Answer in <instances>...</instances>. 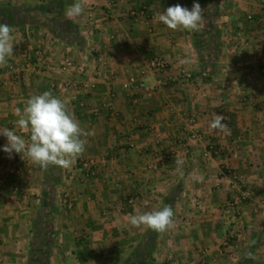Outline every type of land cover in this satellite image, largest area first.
<instances>
[{
  "label": "crops",
  "instance_id": "0c3cea01",
  "mask_svg": "<svg viewBox=\"0 0 264 264\" xmlns=\"http://www.w3.org/2000/svg\"><path fill=\"white\" fill-rule=\"evenodd\" d=\"M47 1L0 0V7ZM74 2L63 0L64 11ZM194 2L205 9L202 0H82L84 13L72 19L82 45L52 34L40 13L11 26L13 55L0 68V128L28 139L16 129V109L51 91L94 132L77 161L95 164L86 179L77 161L43 169L15 152L10 158L0 134V264H27L47 190L55 207L49 264L141 263L137 250L151 229L131 226L128 217L162 209L173 194L174 226L156 233L141 264H264V212L257 208L264 198V75L254 76L264 65V0H218L222 36L213 73L202 70L194 31L155 19ZM66 56L84 72L63 70ZM153 56L166 68H148ZM32 61L43 65L33 69ZM214 114L226 117L228 132L209 129ZM209 144L219 153L207 155ZM177 157L185 161L183 177ZM229 202L238 217L227 213Z\"/></svg>",
  "mask_w": 264,
  "mask_h": 264
},
{
  "label": "clouds",
  "instance_id": "9594fccd",
  "mask_svg": "<svg viewBox=\"0 0 264 264\" xmlns=\"http://www.w3.org/2000/svg\"><path fill=\"white\" fill-rule=\"evenodd\" d=\"M84 13L82 0H75L65 10V16L72 20ZM155 19L162 22L173 31H199L204 22V9L200 3L194 2L191 9L180 4L167 7L162 13H157ZM13 29L7 23H0V68L8 65L12 57ZM190 63V60L181 61ZM16 129L27 133L28 139L18 134L17 130L0 128V134L7 139L3 151L9 154H20L28 157L33 164L47 169L50 165L62 169H70L85 152L87 137L94 135L93 131L85 130L75 115L69 110L67 103L53 95L51 91L32 95L23 108L16 109ZM224 115L214 114L209 129L219 133L228 132L229 125L225 123ZM185 161L175 159L176 171L184 176ZM203 180V175L194 177ZM174 212L171 205H165L160 210L137 212L129 215L128 223L136 228L144 226L158 233H163L174 226ZM252 243H255L254 241ZM247 259L255 260L251 251L245 254Z\"/></svg>",
  "mask_w": 264,
  "mask_h": 264
},
{
  "label": "trees",
  "instance_id": "16d2710c",
  "mask_svg": "<svg viewBox=\"0 0 264 264\" xmlns=\"http://www.w3.org/2000/svg\"><path fill=\"white\" fill-rule=\"evenodd\" d=\"M202 1L205 5L204 22L200 30L193 33L194 46L197 50L202 70L210 68V72L213 73L216 69V60L219 56L220 38L222 36V31L217 23L219 19V2L218 0ZM39 13L46 17V26L52 34L65 41L82 45L83 39L79 37L78 26L65 16L63 0H49L37 7H0V23H7L10 27L31 24L35 21L34 14ZM173 195L168 198L169 203L167 205L173 203ZM51 196V190H47L46 197L41 202L38 216L33 223L31 252L27 264H49L53 242L51 213L55 210ZM156 233L151 230L146 235L145 240L139 245L137 263H143L146 253L151 252L153 249Z\"/></svg>",
  "mask_w": 264,
  "mask_h": 264
},
{
  "label": "built area",
  "instance_id": "2783aa9c",
  "mask_svg": "<svg viewBox=\"0 0 264 264\" xmlns=\"http://www.w3.org/2000/svg\"><path fill=\"white\" fill-rule=\"evenodd\" d=\"M144 9H142L140 11V13L144 14ZM109 14V11H108ZM133 14V13H132ZM166 62L164 61V59L160 56H153L149 59L148 61V68H152L154 70H163L164 68H166ZM43 64H39L38 62H30V66L35 69L38 68L40 69L42 67ZM60 67L63 70H68V69H75L78 73H83L84 72V65L81 62L75 61L72 57L70 56H66L64 57V59L61 61ZM261 75H264V65L258 69L255 73L254 76L255 77H259ZM186 77L188 78L189 76L186 75ZM134 80V79H133ZM69 84H71V82L68 80L67 82L65 81L64 85L68 86ZM139 86L144 87L145 86L140 83ZM147 89V88H145ZM111 95V94H110ZM202 96H205V94H203ZM79 106H84V102H79L78 103ZM205 153L207 155H211V154H218L219 153V149L215 148L214 145L209 144V146L206 148ZM94 161L91 159H87V158H80L77 163H76V167L79 171V175L81 176V178H88V176H90L91 172H92V167L94 166ZM67 196V194L65 193V197ZM228 208H227V213H232L234 214L236 217H238V211L237 208L235 207L234 203L229 202L228 204ZM68 208H70L72 206V201H68L67 203ZM257 208L261 211L264 212V198L261 199L258 204H257ZM227 244L230 243V240L226 241Z\"/></svg>",
  "mask_w": 264,
  "mask_h": 264
},
{
  "label": "rangeland",
  "instance_id": "374dc122",
  "mask_svg": "<svg viewBox=\"0 0 264 264\" xmlns=\"http://www.w3.org/2000/svg\"><path fill=\"white\" fill-rule=\"evenodd\" d=\"M218 25H220L221 26V24H218ZM232 36H234L235 38H233ZM228 38H230V37H232L231 39H235V41H237V35L235 34V33H228V36H227Z\"/></svg>",
  "mask_w": 264,
  "mask_h": 264
}]
</instances>
